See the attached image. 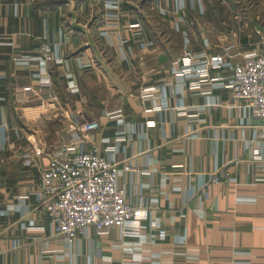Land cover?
I'll return each instance as SVG.
<instances>
[{"label":"crops","instance_id":"crops-1","mask_svg":"<svg viewBox=\"0 0 264 264\" xmlns=\"http://www.w3.org/2000/svg\"><path fill=\"white\" fill-rule=\"evenodd\" d=\"M243 10V0H0V264H264V162L248 142L256 123L224 87L176 91L170 71L184 48H251L255 33L236 27ZM41 40L54 54L43 64ZM153 85L164 99L156 89L141 97ZM115 105L120 125L105 113ZM90 119L98 126L85 147L132 165L116 182L147 215L138 234L89 226L67 243L44 213L38 175ZM217 168L231 180L209 181Z\"/></svg>","mask_w":264,"mask_h":264},{"label":"built area","instance_id":"built-area-1","mask_svg":"<svg viewBox=\"0 0 264 264\" xmlns=\"http://www.w3.org/2000/svg\"><path fill=\"white\" fill-rule=\"evenodd\" d=\"M237 17L241 19L238 14ZM183 25L185 21L177 16L172 27L182 30ZM252 28L256 35L253 46L243 49L239 57L230 53L234 43L224 44L225 52L222 54L184 48L178 57L179 63L172 66L170 71L176 83V91L184 85L198 87L203 81L209 83L207 90L202 92L205 94L209 93L208 88L224 87L229 105L237 107L245 120L255 121L257 130L248 142L257 143V158L264 162V32L255 26ZM36 51L35 57L39 64L49 61L54 55L52 45L45 40L39 41ZM209 69H215V74L208 75ZM219 70H226L227 74L222 75L218 73ZM41 85L45 88L44 94L49 95L50 83L47 77L42 79ZM155 89L164 99L165 90L162 85L143 89L141 97L152 96V90ZM163 99L159 105L161 107L166 106ZM105 113L117 117L116 122L120 125L122 113L119 105L109 108ZM76 124L80 131L79 137L59 141L48 151L46 163L39 170L41 202L53 233L67 243L77 233H84L89 226L96 233L117 226L123 233L138 234L139 221L146 217L147 207L126 201L122 188L116 182L118 170L132 169V165H118L119 160L103 157L93 145L85 147L87 133L97 128V120H79ZM121 138V134L114 136L115 141ZM42 152L40 146H32V154ZM219 179L230 181L231 177L224 169L217 168L210 173L209 181ZM126 251L132 253L130 248Z\"/></svg>","mask_w":264,"mask_h":264},{"label":"rangeland","instance_id":"rangeland-1","mask_svg":"<svg viewBox=\"0 0 264 264\" xmlns=\"http://www.w3.org/2000/svg\"><path fill=\"white\" fill-rule=\"evenodd\" d=\"M243 3L244 6L246 7V10H243V14H240L241 15L240 20H244V22L245 21L246 22L245 24H243L244 26L242 27V23H240L241 21L239 20V24L236 27L239 28V30L242 29L241 31H243L244 29V31L240 33L242 35L246 34V29H247L248 35L252 34L253 28L249 23L250 21L255 25L257 23L258 25H256L255 27H258L264 32V0H243ZM250 39H252V37H250Z\"/></svg>","mask_w":264,"mask_h":264}]
</instances>
